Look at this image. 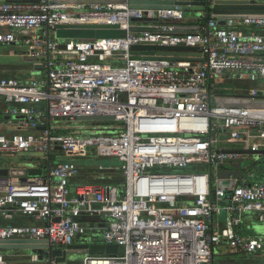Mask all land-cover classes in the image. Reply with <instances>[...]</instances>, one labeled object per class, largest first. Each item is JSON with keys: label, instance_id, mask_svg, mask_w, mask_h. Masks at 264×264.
<instances>
[{"label": "built area", "instance_id": "built-area-1", "mask_svg": "<svg viewBox=\"0 0 264 264\" xmlns=\"http://www.w3.org/2000/svg\"><path fill=\"white\" fill-rule=\"evenodd\" d=\"M141 1L0 0V58L6 50L36 67L29 81L0 77V168H15L6 161L21 158V168L42 170L40 177L0 178V242H45L67 251L66 262L70 249L118 248L115 255L85 253L81 264H220L222 246L264 256L263 238L235 231L247 215L264 222L258 172L248 167L227 179L228 199L212 175L226 161L246 159L234 152L264 151V106L216 104L264 98V18L221 25L210 17L179 32L178 5L146 16L130 7ZM192 1L204 2L205 12L213 3ZM73 25L118 26L123 35L100 42L57 36V27ZM140 45L199 51L182 60L131 58ZM222 83H232L234 94L222 93ZM82 117L111 120L81 126ZM223 134L228 146L216 150ZM89 149L116 163L96 169L118 171L122 183L78 182L73 158ZM60 155L72 160L55 161ZM13 257L0 253V264H20ZM27 259L41 261L35 253Z\"/></svg>", "mask_w": 264, "mask_h": 264}, {"label": "water", "instance_id": "water-1", "mask_svg": "<svg viewBox=\"0 0 264 264\" xmlns=\"http://www.w3.org/2000/svg\"><path fill=\"white\" fill-rule=\"evenodd\" d=\"M179 6L183 12L193 10L197 12L205 11L204 2H196L192 0H143L141 2H132L130 7L132 9H142L145 10V15L147 16V11H157L162 9H168L172 4ZM188 5L194 7L191 8ZM213 13V17L219 20V23L223 25V19H244L246 17L251 18H264V1L259 2L255 0H213L211 6H207ZM147 19L142 20H131L134 22H147ZM57 30H67V31H98V30H119L118 26L110 25H73V26H60ZM198 48H191L185 46H159V45H140L131 48L130 54L131 58H135L134 55L139 53L144 59H169V60H182L180 55H187L190 52H197ZM82 122L88 121H104L111 120L109 117H82L78 119ZM225 153V152H223ZM243 155L246 159L244 161L230 162L226 161L222 170L219 171L216 176L219 178V187H224L228 190L226 199L230 197L231 189L233 187L232 183L226 181L230 177L240 178L244 175L245 170L250 165L251 167L255 165L254 158L263 152H253V151H239L234 152ZM258 161L256 164H258ZM42 175L41 169L36 168H0V178H20L24 180L25 177H40ZM212 200L215 201V195L212 194ZM225 216L226 213L222 212ZM70 249V248H69ZM27 250L32 253L39 252L43 254L46 250L48 254L57 263H65L67 251L58 250L47 245L45 242H35V241H24V240H7L0 242V252L8 251H21ZM117 246H104V245H92L87 246L85 250L73 251V249L68 250L71 252L87 253L90 255H115L117 253Z\"/></svg>", "mask_w": 264, "mask_h": 264}, {"label": "rangeland", "instance_id": "rangeland-1", "mask_svg": "<svg viewBox=\"0 0 264 264\" xmlns=\"http://www.w3.org/2000/svg\"><path fill=\"white\" fill-rule=\"evenodd\" d=\"M255 1H259V2H263L264 0H255ZM185 17L189 18L188 16H190V12L186 11L184 12ZM119 32V31H118ZM71 33L72 32H68ZM86 34H95L97 35V37L99 39L103 38H107V37H113L116 36L117 33L115 34L114 30H98V31H85ZM99 33V34H97ZM121 33V32H120ZM88 37V36H87ZM91 38V37H88ZM92 39V38H91ZM3 52L5 50H2ZM5 54V53H4ZM36 69L35 64L32 63L29 59L25 58V57H20V56H7V57H1L0 58V77H10V78H15L17 80H27L29 79L30 73L31 71H34ZM221 88L224 90L225 94H230L232 93V88L233 85L230 84H225L222 85ZM217 105H225L228 104V102L223 101V99H219L217 100ZM85 123V122H84ZM82 122L81 126L84 124ZM88 124L90 123H94V122H87ZM98 124H100V122H97ZM69 126V125H68ZM70 127H74V126H70ZM218 141H220V146L216 147V150L221 149L223 147L221 146H228V144H226V138H225V134L223 135H219L218 137ZM237 148H240L241 146H236ZM243 148V147H242ZM86 158H73V161L77 162V165L79 167V169H89L92 170V172H90V175H95V174H100L105 172V170L103 171H98L96 168L99 165H102L104 167L109 166L112 168H115L116 163L113 162L112 160H110L109 158H98L94 152V150L89 149V151L86 154ZM255 161V158H252ZM72 160L71 157L68 156H62L60 155L59 157L56 158L55 161L57 162H62V161H70ZM6 163H9L11 165H13L15 168H21L22 166H24V164L26 163V159H21V158H10L6 161ZM247 167H251L250 165H248ZM223 168V167H222ZM256 172H260L261 170L264 169V160H261L258 164L252 166V170H255ZM109 172H115L116 170H108ZM98 172V173H97ZM114 174V173H113ZM89 175V174H88ZM213 176H216V172L212 173ZM93 183H99V182H106L109 183L108 180L102 179L100 181H94L93 179H90L89 177H87L86 179H83L82 182H88L90 181ZM114 182H118L120 183L119 180L115 179ZM228 249L227 247H219L216 249V251L219 253L221 251H224ZM79 249H76L75 251H78ZM228 251H231V249H229ZM35 254H37L40 257V262L39 263H30L29 260L27 259L32 252L27 251V250H21V251H8V252H3V254L8 255V256H14L13 259L11 260V262L14 263H20V264H46L45 263V258L43 257L44 255L39 253V252H34ZM15 257H19L20 259H15ZM85 254L84 253H78V252H73L71 254V256L68 257L67 262L66 263H57L54 262V264H81L82 260L84 259ZM217 258V255H216ZM258 264L256 263V261L254 260H247L245 262V264Z\"/></svg>", "mask_w": 264, "mask_h": 264}, {"label": "crops", "instance_id": "crops-1", "mask_svg": "<svg viewBox=\"0 0 264 264\" xmlns=\"http://www.w3.org/2000/svg\"><path fill=\"white\" fill-rule=\"evenodd\" d=\"M191 8H194V7H191ZM188 12H190V16H188L189 18L185 17V15H184L183 21L177 25L179 32H187V31L193 30L198 25V21L201 19V17L204 15L207 16V14H208L207 11L206 12L205 11L197 12V11L189 10ZM213 16L214 15L211 12L210 17L212 18ZM63 31L64 32H72V34H64ZM73 32H75V31L58 30L57 36L59 38L63 39L64 41L69 40L72 42H76L78 40H81V41L89 40L88 38H79L76 36V32L75 33H73ZM2 53H5V57H7L8 52L6 50L4 52L2 51ZM6 53H7V55H6ZM30 76L31 77L29 79H27L26 81H29L30 79L33 78L34 71H31ZM22 81H25V80H22ZM225 84L226 83H222L221 85H225ZM231 85H232V83H231ZM246 86H247V88H246L247 90H249V88L253 87L252 85H246ZM233 89H234V86L232 88V93L228 94L227 96L234 94ZM222 93H224L223 89H222ZM223 101L231 103V100H228V99H223ZM246 101L247 100H236L234 102L238 103L240 105H243V106H252V107H256V106H258V104L262 105V106L264 105V101H258V103L255 100L253 103H251V102L248 103ZM225 148H227V147H225ZM230 149H232V148H230ZM261 152H263V154L261 153V154L254 157L255 158V165L258 161L264 160V151H261ZM86 177H89V176H86ZM255 180L258 182L264 183V169L261 170L257 174ZM88 182H91V180ZM17 223L29 224L30 222H28L27 220H24V219H17ZM2 224H3V222L0 221V225H2ZM235 231L244 237L263 238L264 239V222H258L255 220V218L253 216L247 215L242 219V222L239 224V226H237L235 228ZM229 249L230 248H228L224 251H221L219 253L217 251L215 252L217 255L216 260L220 264H245V262L249 259L256 261V263H258V264H264V256L245 257V256H241V255L235 253L232 250L228 251Z\"/></svg>", "mask_w": 264, "mask_h": 264}, {"label": "trees", "instance_id": "trees-1", "mask_svg": "<svg viewBox=\"0 0 264 264\" xmlns=\"http://www.w3.org/2000/svg\"><path fill=\"white\" fill-rule=\"evenodd\" d=\"M207 11V16H206V18H204V19H200L199 21H198V25L199 24H202L203 22H207L208 20H209V18H210V15H211V10L210 9H207L206 10ZM62 32V31H61ZM76 32V36L77 37H79V38H88V37H91V38H88L90 41H92V42H100V41H102V40H104V39H106V38H103L102 37V39H99L98 37H97V35H95V34H91V33H89V34H86L85 33V31H75ZM75 32H73V33H75ZM96 32V31H95ZM63 33L64 34H71V33H68V32H64L63 31ZM117 33V35L116 36H113V37H117V36H122L123 34L122 33H120V32H118V31H115V34ZM97 34H99V33H97ZM88 36V37H87ZM107 38H109V37H107ZM80 42H82V41H80ZM233 97V96H232ZM228 100H231V103L229 102L228 104H231V105H234V104H236L234 101H236V100H239L238 98H229ZM245 100H247V99H245ZM255 101L258 103V101H264V98H262V97H259V98H257V99H255ZM246 102H248V103H253L254 101H250V100H247ZM258 106H262V105H259L258 104ZM264 106V105H263ZM90 172H92V170H89V169H80V176H79V178H78V182L79 183H82V180L85 178H87L86 176H89V178L90 179H93L95 182L96 181H100V180H102V179H105V180H108L109 181V183H112V184H120V183H122V177H121V174L118 172V171H115V172H109V171H105V172H103V173H100V174H95V175H90L91 173ZM98 173V172H97ZM114 173V174H113ZM89 174V175H88ZM82 175V176H81ZM115 179H117V180H119L120 181V183H118V182H114L115 181ZM101 183V182H100ZM0 253H3V252H0ZM43 255L45 256V254L43 253Z\"/></svg>", "mask_w": 264, "mask_h": 264}, {"label": "flooded vegetation", "instance_id": "flooded-vegetation-1", "mask_svg": "<svg viewBox=\"0 0 264 264\" xmlns=\"http://www.w3.org/2000/svg\"><path fill=\"white\" fill-rule=\"evenodd\" d=\"M55 249H57V248H55Z\"/></svg>", "mask_w": 264, "mask_h": 264}]
</instances>
